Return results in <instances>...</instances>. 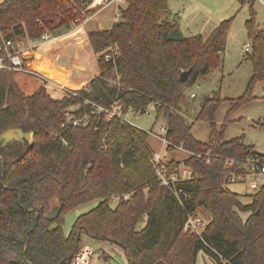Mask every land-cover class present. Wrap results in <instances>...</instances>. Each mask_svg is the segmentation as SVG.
<instances>
[{
    "label": "trees",
    "instance_id": "obj_1",
    "mask_svg": "<svg viewBox=\"0 0 264 264\" xmlns=\"http://www.w3.org/2000/svg\"><path fill=\"white\" fill-rule=\"evenodd\" d=\"M167 2L125 0L120 18L108 28L80 26L72 33L77 47L90 46L97 67L83 84L62 77L57 83L64 90L43 74L53 42L21 52L23 66L32 73L0 70V131L13 126L34 130L31 146L14 141L0 148V264H70L81 234L118 245L126 264H196L199 252L215 264H264V183L248 203L221 185L226 158L235 160L233 165L264 158L242 136L224 139L229 113L251 101L254 85L264 82L263 31L250 4L245 58L252 66L251 78L243 94L230 100L220 127L214 117L221 99L207 97L200 104L195 120L209 123L208 142L202 143L190 132L184 89L221 65L232 17L207 36L197 33L171 41L167 35L178 25L175 15L163 14ZM80 17L81 11L68 0H2L0 42L37 39L45 31L60 34ZM107 48L113 49L114 61H105ZM189 69L187 79L181 80L180 74ZM84 100L106 107L119 100L123 111L131 109L135 115L153 107L155 121L162 119L166 125V149L186 150L184 161L194 172L183 184L181 202L155 176L148 132L91 113ZM74 106V113H89V123L61 126L64 110ZM124 193L129 199L120 198L111 207L110 200ZM54 199L60 212L47 219ZM95 199L98 204L79 214L65 234L64 213ZM198 208L210 217L201 236L183 229L187 214ZM241 212L248 215L242 218Z\"/></svg>",
    "mask_w": 264,
    "mask_h": 264
},
{
    "label": "rangeland",
    "instance_id": "obj_2",
    "mask_svg": "<svg viewBox=\"0 0 264 264\" xmlns=\"http://www.w3.org/2000/svg\"><path fill=\"white\" fill-rule=\"evenodd\" d=\"M107 2L108 0L93 2L99 4L100 9L85 22L84 28L88 30L106 29L111 25L115 14L114 3L105 5ZM250 4H252L255 13L258 29L263 31L264 4L257 0L254 3H241L240 0H168V11L163 12V14L167 13L171 17L176 16L178 28L183 36L197 33L207 36L219 22L232 17L225 37L224 49L220 54L221 65L211 69L207 75L198 78L192 85L184 89V95L189 102V107L186 112L184 111V114L187 121L192 123L190 131L192 136L202 143L208 142L209 123L207 119L195 120V114L200 104L207 97L221 99V104L214 117L217 127H220L225 122L227 112L231 107L230 100L243 94L251 78L252 66L250 61L245 58L246 52L242 48L244 44L250 48L245 28ZM68 31L69 29H62L59 35ZM74 37L66 36L62 41H58L45 57L46 66L44 70L55 79L62 76H74L73 78L77 81L83 75L82 72L91 70L90 66L82 65L78 61V57H73L76 35ZM190 91L194 92L195 96L190 97ZM253 96L251 101L229 113L224 139L229 140L242 136L245 144L253 145L256 152L264 155V82H258L254 85ZM125 118L133 126L148 132L147 143L153 151H158L167 158L179 161H183L188 156V152L181 148L166 149L167 145L156 135L160 133L159 127L164 122L162 119L155 121L152 106H149L144 114L132 115L126 112ZM228 189L238 194L240 202L248 203L251 201L250 195L253 192L247 185L232 183L229 184ZM98 202V199L91 200L66 211L62 224L63 232L68 234L76 217L91 210ZM116 202L117 199L112 198L110 206L114 207ZM57 205L54 199L50 210ZM198 212L206 217L209 216V212L203 208H199ZM240 215L245 218L248 214L241 212ZM143 224L141 222L138 228ZM80 239V244L89 247L92 252L87 264H124L127 262L121 247L116 244L94 239L85 234H81ZM196 264L215 263L209 256L200 253Z\"/></svg>",
    "mask_w": 264,
    "mask_h": 264
},
{
    "label": "built area",
    "instance_id": "obj_3",
    "mask_svg": "<svg viewBox=\"0 0 264 264\" xmlns=\"http://www.w3.org/2000/svg\"><path fill=\"white\" fill-rule=\"evenodd\" d=\"M73 5L81 11L83 17L77 18L72 22L69 31L77 29L83 26L86 21H88L99 9V4H94L96 0H68ZM256 0H245V2L253 3ZM264 4V0H257ZM77 3L86 4V8L78 6ZM114 3V18L113 22L120 18V10L125 6V0H108L105 5ZM98 6V9L94 13H87V10L91 7ZM264 32V29H263ZM61 35L45 31L37 39H28L27 37H18L16 39H2L0 42V70L5 69L14 72H27L32 73V71L27 70L23 66L21 52L25 49H31L40 43H46L53 40H57ZM243 50L249 51L250 48L247 44L242 46ZM105 61H114V51L112 48H107L104 52ZM38 77L46 79L42 75ZM47 80V79H46ZM56 85L64 90H67L59 83ZM190 97L195 96L194 92L190 91ZM84 103L90 104L92 109L91 113H102L105 119H110L116 117L122 121L128 122L125 118V113L129 112L134 115V111L127 109L123 111L119 100H114L108 107L101 106L90 102L89 100H84ZM78 106L72 108H67L64 110V120L61 126H79L87 125L90 121V115L87 112L74 113L73 110L77 109ZM129 123V122H128ZM159 134H156L164 144L168 145V141L165 137L166 125L163 123L159 127ZM174 148H181V146H174ZM235 161L230 158H226L224 162V174L222 177L221 185L224 188H228L229 184L239 183L245 184L252 190L256 192L259 190L261 185L264 183V158H250L239 161L236 165L232 162ZM150 162L154 169L155 176L162 187L167 189L178 201L181 202L182 194L184 195L183 184L191 181L194 178L193 169L185 163V161H179L171 158H167L164 154L158 151H152ZM130 194L124 193L120 196L115 197L117 200L122 198L123 200H128ZM199 208L194 212L187 214L186 220L183 224V229L195 235L201 236L204 232L206 226L210 221V217H206L198 212ZM91 250L85 245H81L76 252L72 254L70 264H87L91 256Z\"/></svg>",
    "mask_w": 264,
    "mask_h": 264
},
{
    "label": "water",
    "instance_id": "obj_4",
    "mask_svg": "<svg viewBox=\"0 0 264 264\" xmlns=\"http://www.w3.org/2000/svg\"><path fill=\"white\" fill-rule=\"evenodd\" d=\"M184 38L182 32L179 30L178 27H175L171 30L168 35L167 39L171 41H182ZM191 72V69L187 71H183L180 74V79L185 81ZM34 130L33 128L23 127V126H13L7 130L0 131V148L6 147L7 145L11 144L14 141H20L24 147L31 146L33 140ZM2 161L4 163L3 156L0 155ZM60 206L57 205L52 207L46 214L47 219L55 218L58 213L60 212Z\"/></svg>",
    "mask_w": 264,
    "mask_h": 264
},
{
    "label": "crops",
    "instance_id": "obj_5",
    "mask_svg": "<svg viewBox=\"0 0 264 264\" xmlns=\"http://www.w3.org/2000/svg\"><path fill=\"white\" fill-rule=\"evenodd\" d=\"M254 3V2H253ZM84 27V26H83ZM80 27H78L77 29H74V30H72V31H68V32H65V33H63L57 40H53V41H50V42H53V47L57 44V42L59 41H62L66 36H72V38L76 35V34H72V33H74L76 30H78ZM72 34V35H71ZM74 39H75V37H74ZM52 47V48H53ZM52 50V49H51ZM50 50V51H51ZM49 51V52H50ZM48 52V53H49ZM47 53V54H48ZM46 54V55H47ZM46 55H45V57H46ZM45 57H44V63H45ZM73 57H78L79 59H78V61L79 62H81L82 63V65H88V67L90 66V68H91V70L89 71V72H87V71H84V72H82L83 73V75H81V78L80 79H78L77 81L75 80V78H73V77H71V76H67V77H71L73 80H75L76 82H78V83H81V84H83V83H85L94 73H96L97 71H96V66H94L95 65V61H94V57H93V55H92V53H91V49H90V46L86 43V44H84L83 46H81V47H77V45H75V49H74V51H73ZM46 66V63H45V65H44V67ZM86 69V68H85ZM43 74H45V75H47L49 78H51L52 80H54V82H58V80L60 79V78H62V77H60V78H58V79H55V78H53L52 76H50L49 74H47L46 72H45V70H44V73ZM64 78H66V77H64ZM118 249H120V248H118ZM121 250V249H120ZM122 252H123V250H122ZM200 253H202V252H199L198 253V255H197V258H198V256H199V254ZM123 254H124V256L126 257V255H125V253L123 252ZM204 254V253H203ZM127 263V262H126ZM126 263H124V264H126Z\"/></svg>",
    "mask_w": 264,
    "mask_h": 264
}]
</instances>
